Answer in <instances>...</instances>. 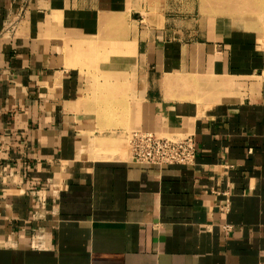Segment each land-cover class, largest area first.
Segmentation results:
<instances>
[{"label": "crops", "instance_id": "1", "mask_svg": "<svg viewBox=\"0 0 264 264\" xmlns=\"http://www.w3.org/2000/svg\"><path fill=\"white\" fill-rule=\"evenodd\" d=\"M224 23L0 0V264H264V57ZM132 133L192 136L193 165L133 164Z\"/></svg>", "mask_w": 264, "mask_h": 264}, {"label": "built area", "instance_id": "2", "mask_svg": "<svg viewBox=\"0 0 264 264\" xmlns=\"http://www.w3.org/2000/svg\"><path fill=\"white\" fill-rule=\"evenodd\" d=\"M130 161L142 166H192L195 142L192 136L179 139L160 137L152 133H132L128 139ZM228 207L226 200L224 208Z\"/></svg>", "mask_w": 264, "mask_h": 264}, {"label": "rangeland", "instance_id": "3", "mask_svg": "<svg viewBox=\"0 0 264 264\" xmlns=\"http://www.w3.org/2000/svg\"><path fill=\"white\" fill-rule=\"evenodd\" d=\"M203 15L225 21L227 30L249 33L264 57V0H196Z\"/></svg>", "mask_w": 264, "mask_h": 264}]
</instances>
